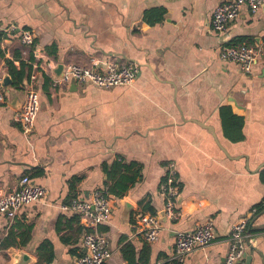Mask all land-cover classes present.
I'll return each mask as SVG.
<instances>
[{"label": "crops", "instance_id": "crops-1", "mask_svg": "<svg viewBox=\"0 0 264 264\" xmlns=\"http://www.w3.org/2000/svg\"><path fill=\"white\" fill-rule=\"evenodd\" d=\"M226 1L0 0V194L25 174L48 190L14 219L0 215V245L11 232L18 241L0 249V264H14L20 251L30 264H75L91 228L61 205L96 190L112 203L96 227L112 251L104 264H222L232 223L249 215L251 259L236 264H264V3L256 12L242 8L217 33L212 16ZM22 30L33 32L27 47ZM240 43L258 50L251 73L220 57L223 46ZM19 52L26 60L35 53L33 71L40 72L32 132L18 120L25 87L15 86L7 66L19 65ZM111 60L136 65L135 81L109 88L53 82L57 65L55 73L71 64L104 69ZM224 108L244 119L238 137L224 123ZM192 119L213 128L223 148ZM170 163L182 213L174 221L161 194ZM139 213L160 218L156 241L143 238ZM206 219L214 221L215 240L176 260V232Z\"/></svg>", "mask_w": 264, "mask_h": 264}, {"label": "built area", "instance_id": "built-area-1", "mask_svg": "<svg viewBox=\"0 0 264 264\" xmlns=\"http://www.w3.org/2000/svg\"><path fill=\"white\" fill-rule=\"evenodd\" d=\"M264 0H229L218 5L215 9L211 26L217 33H225L231 21L238 17L242 8L247 7L256 12ZM12 28H14L12 26ZM21 42L25 47L34 41L31 30H22ZM258 56L255 46L248 43L223 46L220 57L225 61H233L245 73H251ZM35 63V62H33ZM36 64V63H35ZM38 67V66H37ZM139 69L134 64L119 65L115 60L108 61L104 69L98 67L71 64L66 66L62 78H53L58 82H80L92 84L99 88H109L117 85L132 84L137 78ZM39 70L32 71L30 80L25 84V96L21 108L18 110V120L25 132H32L40 108L37 82ZM166 180L161 184V194L165 198V210L171 221L181 217V211L176 206V199L180 193L177 180V170L174 163L167 167ZM48 190L45 186L36 184L27 174L23 175L15 189L0 194V215L14 219L17 213L32 202L46 199ZM63 210L78 213L85 224L91 228L83 237L84 251L77 257L75 264H104L111 256L107 235L96 227L105 222L112 211V203L106 190H96L90 199L74 197L68 203L61 205ZM136 224L147 242L158 239L162 223L156 214L139 213ZM251 221V215L244 216L232 223L229 232V247L222 264H236L246 254L248 248L246 231ZM215 225L212 219H206L196 224L192 230L176 232L175 258L182 261L189 253L199 247L210 245L215 240Z\"/></svg>", "mask_w": 264, "mask_h": 264}, {"label": "trees", "instance_id": "trees-1", "mask_svg": "<svg viewBox=\"0 0 264 264\" xmlns=\"http://www.w3.org/2000/svg\"><path fill=\"white\" fill-rule=\"evenodd\" d=\"M17 59L19 60V65H15L13 61H7V66L9 69L10 74L12 75L14 79L15 86L22 87L25 84L24 80H30L32 71H33V65L32 63L35 61V53L31 52L28 60L22 59V53L19 52L17 54ZM222 115L224 119L225 125L229 126L232 131L233 137H238V132L241 131L244 119L243 117L236 115L230 108H224L222 110ZM263 180H264V172H263ZM263 208H259V211ZM27 238L24 236L21 239V244H26ZM18 243L16 240V235L11 232L10 235L3 241L0 245V249H8L10 246H15Z\"/></svg>", "mask_w": 264, "mask_h": 264}, {"label": "water", "instance_id": "water-1", "mask_svg": "<svg viewBox=\"0 0 264 264\" xmlns=\"http://www.w3.org/2000/svg\"><path fill=\"white\" fill-rule=\"evenodd\" d=\"M58 66H59V65H57L56 67L52 68V71H53V73H54V77L57 78V79L63 77V75H64V73H65V69H66V65H61V67H60V68H61V71H60L59 73H55L56 70L58 69ZM57 71H58V70H57ZM12 82H13V81H12L10 75H6V76L4 77L3 85H4V86H8V85L12 84ZM72 82L75 83V81H72ZM21 106H22V104H21ZM21 106H20V108H21ZM20 108H19V109H20ZM192 121H195V122L199 123L200 125L205 126V127L208 128V129H211V132L213 133V136L215 137L217 143L220 145V143H219V141H218V139H217L216 133H215V131H214L213 128H211V127H209V126H207V125H204L202 122H200V121H198V120L192 119ZM220 146H221V145H220ZM221 148H223V147L221 146ZM223 150H224V149H223ZM245 256H246V258H247L248 261L251 259V257L248 256L247 254H245ZM13 257L16 259V261H15L14 264H30V262L32 261V258L30 257V255L27 254L26 252H23V251H20L19 253L14 254Z\"/></svg>", "mask_w": 264, "mask_h": 264}]
</instances>
